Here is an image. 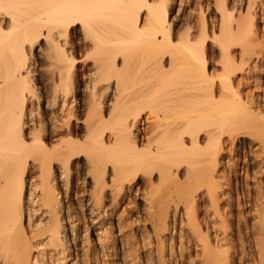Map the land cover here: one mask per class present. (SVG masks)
I'll list each match as a JSON object with an SVG mask.
<instances>
[{"label": "bare ground", "instance_id": "obj_1", "mask_svg": "<svg viewBox=\"0 0 264 264\" xmlns=\"http://www.w3.org/2000/svg\"><path fill=\"white\" fill-rule=\"evenodd\" d=\"M235 2L213 1V25L209 0H0V264H105L130 206L157 264L183 219L195 264L236 263L214 163L226 137L264 150V0Z\"/></svg>", "mask_w": 264, "mask_h": 264}, {"label": "rangeland", "instance_id": "obj_2", "mask_svg": "<svg viewBox=\"0 0 264 264\" xmlns=\"http://www.w3.org/2000/svg\"><path fill=\"white\" fill-rule=\"evenodd\" d=\"M209 1H210V3L212 2L211 4L213 6L210 5L211 10L209 9L210 11H207L208 13H206L207 15L205 16V21H207V23L211 22L209 24L213 23V25H215V23L218 21V19H216V17L218 18V14L216 13V9L213 8L215 5L213 3L214 0H209ZM236 1L237 2H235L234 4L236 7L239 8V6L241 5L240 4L241 0H236ZM188 4H190V5H188ZM188 4L186 5V3H185L183 5V8H182V13H181L182 16L181 17L182 18L184 17L183 18L184 22L182 21L183 25H181V26L184 29L193 28L192 30H194V27H195V30H196V29H198V27L200 26V24L202 22V20L200 19V18H202L201 13L198 12V11H200V6L198 4H195L194 2H189ZM194 5H195V7H194ZM205 5L206 4H204V10L206 11ZM215 7H216V5H215ZM214 14H216V16ZM186 17H187V19H186ZM198 18L200 21L198 20ZM198 22H199V24H198ZM239 50L240 49H238V48L233 49V51L235 53H238ZM211 51H212L211 52L212 54L214 53L213 56L216 57V60L218 61L219 60L218 52L214 51V49H212ZM213 69H214V67H213ZM211 70H212V68H211ZM248 139H249V137L248 138L244 137L243 139L240 137H237V140H233L234 142H232L231 139H228L230 141V143L227 140V137H226V141H225V138L223 139V143L221 146L223 148V150L220 147V150H219L220 152H219V155L217 157V162L214 163V165L217 164L216 166H214V169H215L214 176H215L218 184L220 181V184L218 185V187H216V189H218V191L216 189L215 190L217 191V195L219 196L218 200H217L218 201L217 205L220 204L219 205V207H220L219 208V214L227 216L231 210V213L234 216L238 217L237 220L239 221L238 222L235 219V221H236V222H234L235 228H233V229L231 228L233 231L231 229H229L231 232L229 231V233H227L229 237H231V234L234 233V236L232 238L233 241L231 240L233 247H231V252L229 255L233 259H235V262H236L235 264H264V160H263L264 154L262 153L264 150L263 149L261 150L262 147L259 149L258 145H253V146H251L252 149H249V143H248L249 140ZM233 145H235V146H233ZM256 146H257L258 150L254 151ZM251 152H253V153H251ZM259 154L261 156L263 155V157H261ZM255 156H256V158H254ZM255 159L258 161H256ZM144 179H145V181H144ZM221 180H223V181H221ZM147 181H148L147 178L140 177L135 182L136 183L138 182L139 186L142 187L143 189H145L146 186L148 185ZM144 182H147V183H144ZM221 186H222V188H221ZM146 190H148V187L145 189V192H146ZM146 193H149V191ZM159 195H160V193H157V194H153L152 196L154 199L155 198L159 199V197H160ZM152 196L150 195V197H152ZM201 197H202V199H201ZM207 198H208V196L205 192L199 193L197 195L196 200H195V207L198 210L195 208V210H193L191 212V216L193 217V219L195 221H197L196 225L201 226L202 230L205 229L204 227L209 226V229H210L208 231L209 235H207L208 233L204 234V237L210 238L211 244L214 245V244H216L215 239L218 242V237H216L217 230H214L212 228V224H214L215 222L217 223L218 219H212V217L214 216V210L215 209L210 205L209 198L208 199ZM229 200L230 201L233 200V207L230 210H229L230 207H228L229 205L226 206L230 202ZM208 205H210V206H208ZM131 207L132 206L128 207L130 209L127 208L126 212H123V217H122V222H121V229L122 230H121V232H120L121 234L119 236L120 242H118L117 240H113V239H112V241L111 240L109 241V239H111V238H109V239L105 238V240H104L105 243L107 241L106 246L108 249L105 251V256H106V257H104V259H105L104 263L105 264H120V263L121 264H123V263L129 264L131 261H132V264H157L156 263L157 260L155 259L156 258L155 257V251L153 250V248H154V244H153L154 240L152 239L153 236H152L151 232L148 230V228H145L142 223L139 224L135 221L134 216H132V214H133L132 208H134V207H132V208ZM224 210H226V211H224ZM204 216H205V218H204ZM209 218H211L212 220ZM132 219H134V220H132ZM198 220L202 224H200ZM182 222L184 223L183 226L177 225V227L175 229V233H174L175 235H170L171 237L169 236V238H167V240L163 243L164 248H165V256H166L165 257V264H193V263L195 264L196 263V257H195L196 255L195 254L197 252V248L194 247L192 243L188 242L190 240L189 239L190 235L188 234L189 232L187 231V230H189L188 229L189 225H188L187 220L183 219ZM182 222H181V225H182ZM236 225L237 226L239 225L240 228L237 229ZM122 227H124V228H122ZM137 227H138V229H137ZM237 232L238 233L241 232V233L238 234ZM237 234H238V236H237ZM240 237H241V239H240ZM171 238H172V240H171ZM239 239L242 240V242L239 241ZM189 244H190V246H189ZM195 248H196V251H195ZM113 249H114V251H113ZM115 249L117 250L116 254L119 256V258L117 255H114ZM120 249H123V250L120 251ZM90 253H91L90 258H88L90 261H88V262H90V264H92V263L96 264V262L94 261L95 256L92 255L94 253V251H90ZM122 256L124 257L123 260L125 259L124 260L125 262H123L122 260H119V259H122L121 258ZM126 256L127 257L129 256L128 259L129 260L132 259V260L128 261L126 259L127 258ZM130 257H131V259H130ZM170 258H172V259H170Z\"/></svg>", "mask_w": 264, "mask_h": 264}]
</instances>
